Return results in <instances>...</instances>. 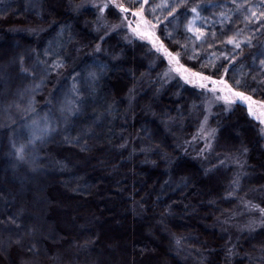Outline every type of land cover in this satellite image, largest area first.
Returning a JSON list of instances; mask_svg holds the SVG:
<instances>
[{
	"label": "trees",
	"instance_id": "obj_1",
	"mask_svg": "<svg viewBox=\"0 0 264 264\" xmlns=\"http://www.w3.org/2000/svg\"><path fill=\"white\" fill-rule=\"evenodd\" d=\"M84 1L0 0V76L6 103L44 75L38 67L34 79L21 76V56L26 67L37 54L50 64L57 59L44 55L50 49L65 65L51 72L38 94V107L54 117L55 131L39 148L33 168L20 163L13 170L19 191L13 215L22 227L7 223L0 264H264V227L241 234L231 257L229 237L218 228L249 192L264 207L259 123L246 105L225 111L218 102L209 119L216 129L209 161L184 152L201 117L203 98L211 93L185 84L176 73L162 79L167 60L146 40L131 37L126 26L100 42L104 31L96 28V9L72 10ZM105 19L118 22L108 13ZM166 28L172 31V25ZM157 35L169 50L175 51L178 41L192 54L182 30L173 32L172 39L160 35V29ZM98 43L100 52L95 51ZM255 46L237 52L239 62L226 79L241 72L256 75L247 67ZM203 48L197 59L185 56L181 63L207 75L212 56ZM213 63L220 65L217 76L223 74L227 62L221 58ZM97 64L106 68L94 91L79 116L66 121L60 108L72 86L69 73L84 70L86 75ZM245 80L256 89L248 94L264 100V85L251 76ZM13 126L0 128V157L10 150ZM236 156L244 158L243 173L234 196L226 198L236 173L219 161Z\"/></svg>",
	"mask_w": 264,
	"mask_h": 264
},
{
	"label": "snow or ice",
	"instance_id": "obj_2",
	"mask_svg": "<svg viewBox=\"0 0 264 264\" xmlns=\"http://www.w3.org/2000/svg\"><path fill=\"white\" fill-rule=\"evenodd\" d=\"M235 8L245 12L244 19L247 23L256 26V31H264V0H260L259 3L248 2L237 3L236 0H232ZM208 7H220L216 4H204V3H192V0H163L161 3L153 4L151 0H92L91 3H85L77 5V11L82 9H96L99 13L96 17V28L98 31H104V35L100 36V42H103L105 38L112 32L119 31L125 26L127 27L128 33L131 37H136L140 40H146L151 44L152 48L156 53L163 56L168 62V68L164 71L162 79L167 81L172 79L171 73H176L185 84L194 85L200 89H204L206 92H210L216 101H223L225 105V111H231L233 105L243 104L246 105L248 115L255 119L260 125V135L264 136V100L256 101L253 99L252 94L255 93L256 89L251 88V86L246 83L245 77L251 76L253 80L258 81L259 84L264 85V51L258 52L252 57V64L250 66L251 70L255 71L256 75H252V71L247 73L241 72L239 77H230L233 79V83H229V79H226L228 73L232 71L235 64L239 62L237 58V52L241 49V43L246 44L251 47L250 40H244L241 42L236 37H238L241 32L238 30L234 36L228 37L225 43L227 45H232V52L221 53L223 60L227 62L224 66L223 74L217 76V71L220 65L213 63V60L220 59V57H211L209 64H211L212 71L210 74H204L199 71H192L184 63H181L182 59L187 56L189 60L197 59V47L199 44L206 42L207 37L203 30V25L200 23L204 21V17L201 15ZM167 14L163 16L158 15V13ZM113 15L118 22L114 24H108L105 19V14ZM221 22L228 20L229 17L224 13H220ZM186 21V22H185ZM173 22H175L173 24ZM166 25H172V31H168ZM157 29H160V35L167 34L168 39H172L173 32L179 34L182 30L186 34H191L186 36V39H194L198 42L197 45L193 47L192 54L189 55L187 44H180L178 41V47L175 51L169 50L165 46L164 42L161 41L160 36L157 35ZM213 38H215V33H213ZM125 39H129L128 35ZM210 47L212 45H209ZM102 49L98 43L95 51L100 52ZM45 56L57 55V59L53 60L50 64L47 60L39 59V54H37L36 61L31 65L25 66V58L20 57L18 72L25 79L28 77L35 78L37 73V68L44 73L41 77L39 83H36L31 90L25 89L20 93L21 100L27 95L29 91L35 92L43 84L44 80L48 78L51 72H58L59 69L63 68L65 65L62 60L59 59L58 54L53 53L50 49H45ZM242 58V57H241ZM259 61L257 64L256 61ZM203 67H208V65H203ZM242 68L245 65L241 66ZM106 65L97 64L96 71L88 70L86 75L84 70L76 72L75 69L72 70V86L68 92L65 93L64 100L61 101L60 111L62 114H66L65 120L68 117H77L81 112V107L87 101L88 95L94 91V84L99 79L100 75ZM74 73V75H73ZM216 76L214 79L213 77ZM82 85L78 87L77 85ZM209 85H211L209 87ZM70 97V98H69ZM32 100L29 98L27 100L26 106L23 107L25 113L34 112L32 107ZM17 108H21V103L16 104ZM211 109V104L205 108L204 119L200 122V128L198 129V134L201 139L204 140V148L201 149V153L212 148V140L216 136V129L209 128L208 125V114ZM27 130V136L23 143H17V140L24 136V130ZM55 128L52 126L51 121L45 117L39 120L33 119L31 124H24L21 126L20 131L14 132V136L10 137V144L12 152L11 154L15 156L18 162L22 163H35V156L32 155L35 145L38 142H44V138L49 136ZM196 139V137H193ZM245 151H247L245 149ZM224 161H219L221 166L224 165ZM207 171V170H206ZM233 189L227 192V197H233L236 188L239 185V176L232 181ZM244 209L249 213H260V225L264 227V207L259 204H254L251 201H244ZM18 215L9 216L7 223L15 226V228L20 229L22 225L18 222ZM0 224H5L6 222L0 220ZM250 229L255 227V221L251 222L248 226ZM234 247L227 249L228 255H235Z\"/></svg>",
	"mask_w": 264,
	"mask_h": 264
},
{
	"label": "rangeland",
	"instance_id": "obj_3",
	"mask_svg": "<svg viewBox=\"0 0 264 264\" xmlns=\"http://www.w3.org/2000/svg\"><path fill=\"white\" fill-rule=\"evenodd\" d=\"M92 0H85L82 4L85 3H91ZM163 0H151V3L157 4L161 3ZM237 3H245V0H236ZM248 2H255L259 3L257 0H248ZM192 3H204V4H216L220 7H208L204 12L201 13V15L204 17V21L200 22L203 25V30L205 32V35L207 37L208 42H205L203 44H199L197 47V50H204L203 47L207 49V52L212 57H220V59L223 57L221 56V53H230L232 52V45H227L225 43H222L223 41H226L228 37L234 36V34L240 30L241 34L236 37L238 40L243 42L244 40H250L251 45L255 44V48L252 51V55H255L258 52L264 51V31H256V26L253 24H249L245 21L244 16L245 12L241 10H237L235 8V5L233 4L232 0H192ZM74 12L77 11V7H74L72 9ZM97 11V10H96ZM224 12L229 19L224 20L221 22L220 13ZM97 14L99 15L98 11ZM167 13L164 12L163 14L158 13V15L161 16V19H163V16ZM186 22V21H185ZM213 33H215V38L212 41ZM185 37L190 36L191 34L184 33ZM216 39V40H215ZM192 46L198 44V42H195L194 39H188ZM206 40V41H207ZM214 42V44H213ZM209 45H212L211 47ZM244 47H248L246 44L241 43V49ZM239 51V50H238ZM253 57V56H252ZM259 63V61L257 60ZM39 82H35L33 84H30L26 86L25 88L17 91L15 94L14 100L8 104L6 103V95H4V78L0 76V128L3 126H7L9 124H14L12 135L10 137L14 136V132L20 131L21 126L24 124H31V121L33 119H41L47 117L50 121L53 127H55V121L54 117L51 115V113L47 109L39 108L38 107V94H40L42 85L39 89L35 90V92L29 91L27 95L24 97L23 100H21L20 93L23 92L25 89L31 90L33 86ZM210 93V92H207ZM32 100V107L34 108V112H28L25 113L23 111V107L26 106L28 99ZM218 102L223 103V101H216L212 94H207L206 97L203 98V106H202V114L198 121L196 131L194 135L191 137L189 141H187L183 146V151L188 152L190 155H192L195 159H197L200 162L207 163L209 161L210 155H211V149L206 150L203 153H201V149L204 148V140L199 137L198 129L200 128V122L204 119L205 116V108L208 106V104H211L210 112L207 113L208 117L210 119L212 113H213V106L217 105ZM21 103L22 107L17 108L16 104ZM224 105V103H223ZM208 119V127L212 128L209 124ZM215 129V128H214ZM53 133V132H52ZM52 133L44 138V142H38L35 145L34 151L32 152V155L35 156V163H32L31 161L29 163H24L27 166L33 168L35 164L37 163L39 159V148L45 144V142L50 138ZM27 136V130H24V136L19 138L17 140V143H23L24 139ZM193 137H196V139H193ZM9 146L10 150L2 155L0 157V211L2 210V220L6 222L8 221L9 216L13 215V207L17 204V193L19 195V191H15L14 189V183H15V176L13 175V170L15 167L22 163L18 162L14 155L11 154V144L9 139ZM225 163V165H230L236 173V178L240 177L243 173V166H244V158L242 156H236V157H227L222 158ZM220 160V161H221ZM204 165V164H203ZM205 166V165H204ZM204 168V167H203ZM250 194L244 196L239 202V207L232 213L228 214L227 218L220 219V223L218 222V228L221 232L224 234H227L229 237V245L228 248L233 247L234 243L237 241L238 237H240L241 234L245 232H251L255 229L259 228L260 226V213L255 212V215L252 213L247 212L244 209V201H251L254 202V191L249 192ZM256 193V192H255ZM27 213L26 211H24ZM255 221V227L250 229L248 226L251 222ZM8 229L5 224H1V234L2 239L4 241L0 240V257L2 258L3 255L1 253L4 251V248H6V243L8 240L7 237V231ZM10 233V232H9ZM1 238V237H0ZM232 255H229L231 257ZM3 259V258H2Z\"/></svg>",
	"mask_w": 264,
	"mask_h": 264
}]
</instances>
